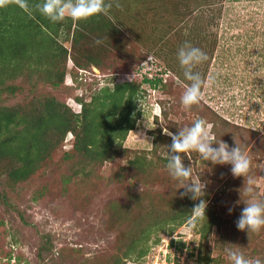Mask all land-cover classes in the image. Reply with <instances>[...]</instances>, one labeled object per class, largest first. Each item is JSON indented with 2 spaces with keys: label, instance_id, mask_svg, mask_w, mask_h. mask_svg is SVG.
Here are the masks:
<instances>
[{
  "label": "trees",
  "instance_id": "16d2710c",
  "mask_svg": "<svg viewBox=\"0 0 264 264\" xmlns=\"http://www.w3.org/2000/svg\"><path fill=\"white\" fill-rule=\"evenodd\" d=\"M65 2L66 0H0V205H5L7 213L10 212L11 215L13 212L19 213L22 222L28 225L27 209L22 205L26 202V191L33 187L37 175L49 172L55 165L58 154L63 155V159L74 168L71 169L75 176L82 173L88 176L90 169L87 167L94 162L104 164L113 161L117 164L124 161L119 164V170H115L113 180L119 191L128 189L125 192L127 199L112 200L108 214L110 222L116 223L118 228L124 226L123 235L117 242L118 251L101 262L92 260L90 264H128L130 260L146 264L151 252L149 241L156 232L155 229L158 228L159 231L169 225L167 231L173 234L178 225L186 223L195 215L196 207L202 210L193 219L196 223L194 229L200 234L201 243L197 253V249L189 252V257L194 259L195 264L220 261L212 256L214 227H217L220 235L215 240L216 248L223 249L226 242L232 241L230 248L233 249V245H236L244 250L247 258L243 260V264H247L249 258L254 264H264V254L261 255L264 243L259 236L261 229H264V193L260 194L259 187L254 185L264 175V155H260L264 153V148L259 145L260 141L256 140L244 156L250 143H235L231 137L227 139L218 133L216 126L223 118L210 109L206 121H214L218 135L203 146L208 150V170L199 173L201 181L206 182V186L200 188L192 183V175L198 168L199 161L203 160L198 158L200 150L193 151L192 140L182 142L188 136L180 132L178 127L176 129L175 123L165 120V125H160L158 131L152 132L154 139L151 149L134 151L124 146V141L129 132L136 128V122L142 113L140 104L146 95L143 84L169 92L170 100L177 99L180 105L191 111L194 104L200 103L202 98L187 87L178 86L173 91V85L162 76L167 73L166 68L152 77L149 72L141 79L116 82L113 85L108 83L95 90L90 87L89 98H86V80L83 81L82 76L79 78V69L88 71L93 65L102 67L99 57L102 49L98 46L101 45L98 40L107 41L110 35L108 27L113 29V23H116V33L122 36L119 40L123 38L125 41L124 28L132 26L134 30L130 28L131 32L137 29L134 27L135 13H125L124 16L128 17L124 19L129 20L125 24H122V20L118 21L122 24L119 26L105 10L113 12L121 5L129 12V8L133 7V4L129 6L130 0L125 5L116 3V0H98L91 10L83 0L79 4L77 17L65 14ZM150 2L134 0L133 3H139L138 8H142L143 3L150 5ZM130 22L134 23L129 25ZM69 41L72 42L70 46L67 45ZM72 48L79 52V56L73 57L72 74L77 82L74 88L84 89L83 95L77 96L82 104L81 111H73L66 102L54 95H36V101L19 105L3 103L4 95L15 96L26 90L25 83L20 81L25 76L36 89L39 84L33 82L34 77L52 88L63 86L66 67L69 59H72ZM152 63L157 64L154 61ZM178 67L183 69L180 65ZM172 68L180 76L184 72ZM80 74L83 75L82 72ZM182 78L190 79L188 76ZM161 102L168 103L167 100ZM194 111L196 113L197 110ZM169 113L166 108L163 110L166 119L172 114ZM204 119L199 118L197 122H204ZM241 128L252 133V141L258 135L256 130ZM194 132L196 133L195 130ZM69 133L74 135V143L71 150H65L63 141ZM223 143L240 150L237 161L243 158L234 174L223 165ZM258 146L261 147L260 151ZM126 168L132 170L129 175L124 171ZM152 168L161 169L165 189H156L152 185ZM145 175L147 178H144ZM68 177L70 180L71 176ZM215 180L223 181L218 190L212 187ZM141 181L145 183L143 188L132 189L128 186V182L134 185L143 183ZM48 191L49 187L44 183L30 192L36 202L43 199ZM90 194L89 192L88 196ZM223 197L236 202L232 218H226L217 211ZM155 202L160 204L161 209L151 207ZM221 206H227V202L224 201ZM3 224L0 219V226ZM159 242L160 239L156 238L155 243ZM184 247L185 243L179 246L180 253ZM48 249L53 251V247Z\"/></svg>",
  "mask_w": 264,
  "mask_h": 264
},
{
  "label": "rangeland",
  "instance_id": "374dc122",
  "mask_svg": "<svg viewBox=\"0 0 264 264\" xmlns=\"http://www.w3.org/2000/svg\"><path fill=\"white\" fill-rule=\"evenodd\" d=\"M82 1L66 0L65 14L77 17ZM126 1L116 0V3L125 5ZM97 2L85 0L90 10ZM133 2L130 0L129 6L133 4V7L129 8V12L121 5L113 12L105 10L119 26L129 20L124 19L128 17L124 16L125 13H135L134 27L137 29L131 32L130 28L134 30L132 26L124 28L126 34L123 41V38L119 40L122 36L116 33L118 27L113 23V29L108 27L110 35L107 41L98 40L101 44L98 46L102 49L99 55L102 67L93 65L88 71L79 69V78L82 76L88 86L85 88L88 90L86 98H89L90 87L95 90L108 83L113 85L116 82L141 79L149 72L152 77L166 68L168 71L162 76L173 85V91L178 86L187 87L197 92L202 101L194 104L191 111L180 105L177 99L170 100L169 92L143 84L146 95L140 104L142 113L136 128L129 132L124 141V146L134 151L151 149L154 139L152 132L158 131L160 125H165V120L175 123L176 129L178 127L180 132L188 136L182 142L192 140L193 151L200 150L198 158L203 160L199 161L192 175V183L199 188L205 187L206 182H202L199 177L200 172L208 170V150L203 146L218 135L214 121H206L210 109L223 118L216 126L218 133L227 139L231 137L235 143H250L244 156L256 140L264 148V139H261L264 137V0H149L150 5L143 3L142 8H138L139 3L136 5ZM120 20L123 21L121 25L118 22ZM71 43L69 41L67 45ZM71 56L63 86L52 88L34 77L33 82L39 84L36 89L25 76L20 81L25 83L26 90L15 96L4 95L3 103L19 105L36 101V95H54L66 102L73 111H81L82 104L77 96L83 95L84 89L74 88L77 82L72 74L73 57L79 56L78 50L72 48ZM172 67L184 72L180 76ZM186 76L190 79L182 78ZM163 100L168 103L163 104ZM165 108L172 113H169L168 119L163 115ZM194 110H197L196 113ZM199 118H205V121L197 122ZM241 127L256 130L258 135L252 141V133ZM165 132L169 133V130L165 129ZM73 143L74 135L69 133L63 141V148L71 150ZM258 149L260 151L261 147L258 146ZM221 151L223 165L234 174L243 160L241 158L237 161L236 158L240 150L223 143ZM123 162H94L87 167L90 169L88 176L85 173L75 176L72 171L74 168L63 159V155L58 154L49 172L37 175L33 187L26 191V202L22 205L27 209L28 225L22 222L19 213L12 211L11 215L7 213L5 205H0V219L4 222L0 226V264H90L92 260L101 262L118 251L117 242L123 235L124 226L118 228L116 223L109 221L108 214L112 200L127 199L125 192L128 189L119 191L113 180L115 170L118 171L119 164ZM124 171L129 175L132 170L126 168ZM151 172L154 175V188L165 189L161 169L152 168ZM68 175L71 176L70 180L67 179ZM44 183L48 185L49 191L40 201H33L30 191ZM128 184L132 189L143 188L145 185L144 182ZM222 185L223 181L212 182L214 190ZM254 185L263 194L264 175ZM89 192L91 194L88 196ZM224 201L227 206L222 207ZM235 204L231 198L223 197L217 211L226 218H232ZM159 205L155 202L151 207L161 209ZM194 212L196 216L202 210L196 207ZM194 216L178 225L173 234L167 231L169 225L159 231L155 229L149 241L151 252L146 264H195L189 252L197 249V253L201 237L194 229ZM212 235V256L220 260L213 264H243L247 258L244 250L233 244V249L230 248L232 241L226 242L223 249L216 248L215 240L220 236L217 227L213 228ZM259 236L264 243V229H261ZM156 238L160 239L158 244L155 243ZM182 243H185V247L180 253L178 249ZM49 247H53V251ZM128 264L137 263L130 260ZM247 264H254V261L249 258Z\"/></svg>",
  "mask_w": 264,
  "mask_h": 264
},
{
  "label": "crops",
  "instance_id": "0c3cea01",
  "mask_svg": "<svg viewBox=\"0 0 264 264\" xmlns=\"http://www.w3.org/2000/svg\"><path fill=\"white\" fill-rule=\"evenodd\" d=\"M263 88H264V83H263Z\"/></svg>",
  "mask_w": 264,
  "mask_h": 264
}]
</instances>
